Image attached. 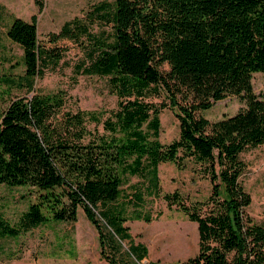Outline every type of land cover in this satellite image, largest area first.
Listing matches in <instances>:
<instances>
[{"label": "trees", "instance_id": "obj_1", "mask_svg": "<svg viewBox=\"0 0 264 264\" xmlns=\"http://www.w3.org/2000/svg\"><path fill=\"white\" fill-rule=\"evenodd\" d=\"M36 3L44 8L43 0ZM96 10H107L111 39L96 43L88 65L78 63L75 71L109 77L117 109L101 133L88 128L89 121L100 123L96 112H63V91L0 107V184L38 192L18 224L0 211V235L16 238L48 221L75 222L81 207L98 231L102 258L135 264L149 251L127 222H149L152 215L137 210L140 190L121 197L125 178L140 177L157 190L161 163L182 169L192 160L195 172L210 180V195L190 204L178 191L165 195L198 227V252L185 264H264V226L248 212L252 197L241 157L264 144V92L253 82L264 72V0H114ZM7 35L23 50L18 84L34 90L44 68L61 56L40 40L36 15L14 18ZM83 36L93 37L74 18L50 33V42ZM166 64L169 70L162 69ZM5 80L0 75V88ZM162 94L164 101L151 100ZM229 96L245 103L236 114L216 121L200 114ZM165 108L180 124L170 143L161 141Z\"/></svg>", "mask_w": 264, "mask_h": 264}, {"label": "rangeland", "instance_id": "obj_2", "mask_svg": "<svg viewBox=\"0 0 264 264\" xmlns=\"http://www.w3.org/2000/svg\"><path fill=\"white\" fill-rule=\"evenodd\" d=\"M114 0H43L41 10L36 0H0V75L6 79L0 88V107L6 109L17 98H31L36 93L63 91L66 95L63 112H96L100 123L88 122L92 131L103 133V121L117 109L118 96L111 91L109 77L77 74L75 65L88 61L91 48L96 43L110 41L112 25L104 17L107 10H96L102 2ZM37 16L38 34L48 48H55L60 54L58 63L50 62L44 68V76L37 78L34 90L19 86L25 73L23 50L7 35L14 18L31 21ZM74 18L89 26L91 39L83 36L79 41L61 39L50 42V33L59 32L62 25ZM101 43V42H100ZM169 70L166 64L162 68ZM255 91L264 92V72H256ZM165 94L152 97L155 103L164 101ZM245 105L238 97L229 96L218 101L200 114L216 121L224 116L236 114ZM161 141L170 143L179 137V120L170 108L160 114ZM247 164L242 177L245 189L251 194L252 203L248 209L255 222L264 226V144L241 154ZM182 169L172 162L159 165V189L137 176L124 180L121 197H130L140 190L143 199L138 201L137 210L151 213L152 220H130L127 225L136 242L148 247V256L135 264H185L188 258L198 252L199 234L197 224L191 221L176 204L170 205L167 193L178 191L186 204L197 199H206L211 193L209 179L199 176L192 160H186ZM38 197L36 188L30 186L9 187L0 184V211L11 225L18 224L22 214ZM134 197V196H133ZM129 206V211L134 209ZM128 248V242H124ZM0 264H108L101 256L99 234L89 221L83 208H79L78 220L48 221L20 236L0 235Z\"/></svg>", "mask_w": 264, "mask_h": 264}, {"label": "crops", "instance_id": "obj_3", "mask_svg": "<svg viewBox=\"0 0 264 264\" xmlns=\"http://www.w3.org/2000/svg\"><path fill=\"white\" fill-rule=\"evenodd\" d=\"M254 79H255V75H254ZM254 81V80H253ZM106 261V260H105ZM107 262V261H106ZM108 263V262H107ZM109 264V263H108Z\"/></svg>", "mask_w": 264, "mask_h": 264}]
</instances>
